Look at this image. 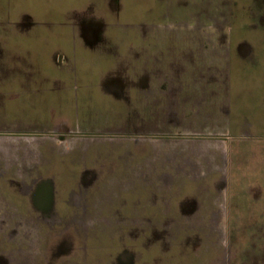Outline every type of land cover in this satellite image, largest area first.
<instances>
[{"label": "rangeland", "instance_id": "rangeland-1", "mask_svg": "<svg viewBox=\"0 0 264 264\" xmlns=\"http://www.w3.org/2000/svg\"><path fill=\"white\" fill-rule=\"evenodd\" d=\"M226 2L203 0L201 24L188 23L185 31H224ZM127 28L123 27L122 31H128ZM157 30L162 31V28L154 31ZM164 31L180 32L178 25ZM123 37L128 35L123 34ZM104 47L111 48L110 54L117 50L116 56H107L106 60L109 66L120 65L122 77L128 78L131 68L128 39H113ZM170 48L166 57L161 56L160 50L154 51V62L159 60L161 64L163 58L168 67L177 64L172 60L176 58L180 64L181 57L172 54L175 49ZM199 51L194 55L200 54L195 58L202 61V70L190 73L189 79H198L201 75L199 78L206 88L212 85L208 88L212 91L217 86V97H208V94L204 95L206 89H201L202 97L198 99L203 101L202 105L192 110L196 114L188 112L186 105L188 116L182 117L180 123L166 120L159 121L158 127H141L152 132L160 128L183 134L171 135L168 147L162 141L153 142L156 149L150 157L153 163L156 164L155 160L169 161V167L165 168L168 176L161 182H139L135 189L136 182L131 183L132 178L137 176L141 181L144 168H136L137 174H134V168L123 165L113 168L115 172L107 175L97 189L85 193L88 185L77 177L81 168L76 164L83 159L81 151L88 142L85 136L64 142L56 141L55 136L9 135L5 140L0 138V159H5V177L11 179L9 185L5 183V198L0 196V264H84L87 256L90 264H238L244 247L245 264H264V137L259 135V126L235 122L244 117L256 119L262 111L264 124V107L259 105L264 86H258L264 82V54L255 53L252 61L241 63L239 72L234 68L231 88L224 91L223 81L228 80L230 74L223 40L203 39ZM192 55L182 58L191 63ZM81 70L78 65L74 71L77 82L70 89L71 94H75V118L68 127L70 132L76 135L116 134L121 138L112 143H131L128 134L135 132L136 127L124 119L130 105L102 98L87 106L82 99V93L87 90L83 83L87 80ZM93 72L88 77L93 86L89 90L97 91L99 71ZM172 75L171 71L170 78ZM186 90L191 93L195 87L187 86ZM197 93L196 90L191 95ZM171 106L179 107L177 104ZM193 115L201 120L194 119ZM48 128L42 124L36 129L45 132ZM89 143L88 157L93 160L97 148ZM71 147L76 151L68 155L67 149ZM103 150L109 152L108 148ZM131 153H134L131 149L123 153L116 148L102 156L111 162L120 156L130 158ZM53 154L77 160L70 169L74 171L75 190L67 203L56 198L52 207L48 198L45 203L49 207L43 209L37 206L39 195L35 193L34 183L38 176L47 174L42 172V167L36 168L35 163L41 159L51 160ZM182 159L193 166L180 167ZM22 179L24 182H20ZM135 190L138 195L148 193L152 197L148 203L154 199L150 202L153 209L145 207V201L141 207L129 203L126 195ZM158 195L164 198L157 199ZM182 196L192 202L191 210L186 213L179 207Z\"/></svg>", "mask_w": 264, "mask_h": 264}, {"label": "flooded vegetation", "instance_id": "flooded-vegetation-1", "mask_svg": "<svg viewBox=\"0 0 264 264\" xmlns=\"http://www.w3.org/2000/svg\"><path fill=\"white\" fill-rule=\"evenodd\" d=\"M115 2V7L113 8L114 20L117 21L121 18L125 19V15L128 14V9L120 7L117 0ZM40 3V0H0V32H2L4 37V47L0 48V138L5 140V136L9 135L43 137L55 136L56 141L64 142L66 140L73 139V137L85 136V139H87L88 142L81 151V156L83 159L81 161L78 160L79 162H76L77 168H81L80 175L77 174V177L79 176L80 181L82 180L84 184L88 185L87 190L85 189V193L92 192L94 189H97L98 185L107 175H109L111 172H115L113 171V168H120L123 165H129L131 168H134V174H137L136 168H144L142 171L143 175L140 179L141 181L137 179V176L135 177V175H133L135 178H132L131 183H137H135V189L138 187L139 182L148 184L154 182V180H156V182L163 181V177L168 176L165 168L169 167V161L166 162L165 160H155L156 164L153 163L154 160L150 159L153 151L156 150L154 148L155 146L153 142L162 141L163 145L165 144V146L168 147L166 144L171 135L181 136L183 134H174L162 131L160 128H156L157 131L152 132L150 130L146 131L141 127H145L146 125L158 127L160 126L157 125L159 121L166 120H171V123H174V121L176 123H180V121H182L181 119H183L182 117L187 118L188 115H186L185 111L186 103H188V112L189 110L192 111L193 107L196 108L198 105H201V100L198 99V97L201 98L202 91L200 84L201 79L199 78L201 75L198 77V79H194V82H197L198 86L195 87V90L193 92L191 91L190 93L189 90H186L187 88L181 87L182 81L180 80L178 59L173 58V63L176 61L177 64L168 66L167 71L165 72V70H163L161 67L160 62H158L159 60L155 63L153 58L150 68L151 70H149L148 73V92L151 93L152 101L155 102V105H157L155 106V109H157L162 100L164 101V110L170 103L169 113L159 110L152 113L151 117L145 119L131 117L129 111V113L126 115L127 117L124 119L130 120L131 126L136 127L135 132L128 134V137L131 138V143H112V141H115L116 138H121V135L117 136L116 134H73L68 129L75 118L73 108L75 96L73 98V93L71 94L70 92V89L73 88L71 81L69 80L70 84H68V79L65 82L54 81L53 85L51 86H47V84H42V86L29 84L25 86L24 84L20 82L18 83V81H16L13 82L12 86H8L5 83V45L7 48H10V51L13 53L17 52L16 48H18L20 54H23V52H34L36 55H38L35 56L38 61H40L41 56L44 57V59L47 58L49 53H51L54 50V47L57 46V42L59 43L58 46L61 48V50L72 48L74 51H77L78 48L75 45V41L72 39L76 31L81 35L85 44L96 49L109 44L110 40L102 38V34L106 29L111 28L113 32H116L119 28L121 31L123 27H128L127 30H129V24L119 22L114 24L104 23L101 21L99 22L92 13L93 9L90 7L72 10L66 6H57L58 4L57 2H54V0L49 2V5L46 4L45 6H41ZM226 3L227 20L223 21L222 25L225 30L215 31L219 32L221 35H225L227 39L225 42L227 43V65L230 76L228 80L223 81L224 84L222 87L224 88V91H227L229 86L231 88V84L233 83V79L231 78L233 68L240 67L239 64L233 65L234 59H236L234 57L235 50L238 52L240 57L238 59H246L249 55H255L256 51L251 42H248L247 39L252 40L257 38L260 40L258 47L261 50L260 53L264 54V43L262 44L261 42L264 40V0H227ZM155 19L158 20V18ZM150 28L152 30L162 28L163 31L165 28L167 29L168 26L163 25L162 23H154L150 25ZM178 29L180 32H185V25L179 24ZM126 32L128 33V31H121L122 35ZM156 32L159 31L157 30ZM56 34H59V40L55 39ZM116 34L118 33L116 32ZM241 37H244L243 40L238 41L235 45L234 40H237V38ZM40 38H43V40ZM13 47H15V49ZM161 56H164V54H161ZM62 58V53L57 52V54L53 55L55 64L57 63V67L61 69L59 74L66 75L67 73L64 72V69L66 68L62 67L61 65ZM19 60L21 68L23 62L20 58ZM42 61L44 60L42 59ZM165 61L166 60L162 58L161 63ZM105 62L108 65V61H103V64L106 65ZM78 65L81 66V73L83 76H91L93 72L90 71H93L94 69L85 63L78 62L71 69L67 68V70L75 71L77 70ZM19 70L20 69H18V71ZM171 71L173 75L170 78ZM121 73V67L120 65H117L115 69L109 73L108 77L103 80V87L114 94L112 103L118 102L120 104L121 102L125 104L128 103L130 105V93L133 91V89L135 90L137 84L135 80L131 79V73H129L128 78H123ZM35 83L38 84L39 82ZM208 84H210V82H208ZM205 86L206 85H203L204 88ZM258 86L263 87L264 82H261ZM214 87L215 90L213 89L211 91L209 89V92L211 97L216 98L217 86ZM84 88H86V91H88L89 86H85ZM196 90L198 91V94L195 96L191 95ZM260 93L262 98L259 105L264 107V89L261 90ZM30 98L35 102L31 101L32 103L26 105L24 102ZM82 99L85 101V103H87V106H89L90 102L96 103L100 98H86L82 96ZM41 100L49 102L41 103ZM108 100L111 102L110 97ZM167 100H169V103ZM171 104H177L179 107H177V109L176 107L173 108ZM196 113L197 112L192 111V114ZM193 117L194 119L201 120V118L195 117L194 115ZM209 117L211 118V116ZM227 119H229L230 124L231 121L228 116ZM238 121H243V126H245L244 124L248 126H259V135L264 137L262 111L259 112V115L256 119L252 118L251 120L244 117L235 122ZM42 124L48 125L49 130L42 132L36 129ZM199 124L201 125V122ZM139 127L141 128L140 130H138ZM246 129L251 130L250 127H247ZM195 134L196 133L193 135ZM89 142L93 144L92 146L97 148L94 150L93 154L95 158L93 160L89 159L88 157V147L90 145ZM155 143L160 145L158 142ZM106 148H108L109 152H107V150H103ZM116 148L122 150L123 153L129 152L131 149V151L133 150L134 153H131L130 158H124L120 156L119 159H112L111 162L102 156V154H108L111 150ZM67 150H69L67 153L68 155L70 153L73 154V152L76 151L74 150V147H71ZM52 157L54 158L51 160L41 159L35 163L36 168L42 167V172L47 174L38 176L39 179L34 183L36 186L35 193L39 195L38 197L40 199H38L37 206H42L43 209H46L48 206V203H45L48 198H50L49 206L52 204V207L55 206H53V203L56 198L62 199L65 203H67L68 199H70L71 192L75 190V179L73 178L74 171L70 169L73 168L75 164L74 161L77 160L62 158L63 155L56 156L55 154H53ZM56 157H59L60 159H55ZM142 162H145V164ZM179 166L192 167L193 165L190 161H185L182 159V161L179 163ZM149 167H153L154 169L151 170ZM95 168H99V171H95ZM159 169L163 170L160 171ZM131 170L133 171V169ZM159 172L160 174L162 173V175H160ZM5 178H7L5 177V159H0V196L2 198H5V185H9V181L11 180L9 178L5 180ZM20 182H24V180L22 179ZM77 183H79V181H77ZM126 197H128L129 203L133 202L136 207H141V204L144 203L143 201L147 202L150 198H152L150 195H148V193L146 194V192L142 193V195H138L136 190L129 192V195L127 194ZM159 197L164 198L163 196L158 195L157 199ZM140 200H142L141 203ZM152 201H154V199L150 200V202ZM150 202H147L145 207L153 209V204ZM179 207L183 213H186V211L191 210L192 202L187 199V196H184ZM70 209L72 208H69V210ZM144 215L145 214L142 216ZM145 230L148 231L152 229ZM245 255L246 247H244L241 251V256L238 259L239 261H237L238 264L246 263ZM84 260V264H90L88 256L87 259ZM228 264H231V262Z\"/></svg>", "mask_w": 264, "mask_h": 264}, {"label": "crops", "instance_id": "crops-1", "mask_svg": "<svg viewBox=\"0 0 264 264\" xmlns=\"http://www.w3.org/2000/svg\"><path fill=\"white\" fill-rule=\"evenodd\" d=\"M51 1L52 0H40V4L41 6H45L46 4L49 5V2ZM115 1L116 0H54V2H57L58 4L57 6H66L72 10L90 7L93 9L92 13L95 15L96 20L99 22L101 21L110 24H114L117 22L128 23V33H123L128 35L127 38H125L126 36L123 37L121 33L122 30L120 31V28L116 31L118 32V36L116 32H113V30H111L110 28L106 29L103 32L102 38L106 40L119 38L128 39L129 41V51L131 55V79L135 80L137 84L135 90L133 89V91L130 93L131 117L147 119L151 117L152 113L159 110L169 113V100H167V102L169 103V107L167 106L165 110L163 108V100L160 102L157 109H155V106L157 105H155V102L152 101L151 93L148 92L147 82L149 76L148 73L149 70H151L150 68L153 62L152 53H154V51L158 52L160 50V54L163 55L165 53L164 56L166 57L167 55H169V52L171 50L170 47L172 46V48L175 49L172 50V54H174L175 56L177 54L179 57H181L180 64L178 65V69L180 70V80L182 81L181 87L187 88L188 86L190 88H194L198 86L197 82H194V79H189V74L202 70V61L198 58H195L198 55L200 56V54L198 53L196 56L194 55L196 52L201 50V40H223L224 47L226 49V36L221 35L219 32L202 33L185 31L175 33L174 31L169 32L164 30L156 32L150 28V25L154 23H162L163 25L168 26V28L169 26L171 27L173 25L176 26L179 24H201L200 8L202 7L201 5L203 0H117L120 7L128 9V14L125 15V19L121 18L117 21L114 20L113 11L116 3ZM196 14L198 16L197 18ZM155 18H158V20ZM115 34L117 37H115ZM43 38L40 39L43 40ZM59 38V34H56L55 39L59 40ZM243 38L244 37L237 38L236 41H242ZM3 39V34L2 32H0V48L4 47ZM72 39L73 41H75V45L78 48L77 51H74L72 48L61 50V48L58 46L59 43L57 42V46L54 47V50L49 53L47 58L44 59V57L41 56L40 61H38V59L36 58V56L38 55H36L34 52H23V54H20L18 48H16L17 52L13 53L10 51V48H7V46L5 45V83L8 86H12L13 82L18 81V83L20 82L25 86L29 84L39 86H42V84H47V86H51L53 85L54 81L65 82L68 79L73 85L75 82L74 78L78 77L75 76L73 70H67V68L71 69L75 64L81 62L85 63L88 66H91L94 70L99 71V79L96 82L98 85L95 86L98 87L97 91H89V89L93 86L88 82L89 76H83L85 81L87 80L85 84L83 83V87L89 86V88L88 91L82 93V96L86 98L94 97L100 99H108L110 97L111 102H113L114 94L103 87V80L108 77L109 73L113 71L116 66L115 64L113 66H109L107 64L105 65L103 64V61L106 60L107 56L114 57L115 53L117 54V50L113 51V53L110 54L111 49H108L107 47L105 48L104 46L96 49L91 48L89 47V45L83 42V38L80 34H78L77 31L74 33ZM247 40L248 42H250V39ZM169 41H171V43ZM197 41L199 42V44L196 43ZM186 45L188 46L187 48ZM176 47L178 49H176ZM215 47H217V43ZM13 48L15 49V47ZM57 52L62 53L63 58L61 65L62 67L66 68L64 69V72L67 73L66 75L59 74V71L61 69L57 67V63L55 64V61L53 59V55L57 54ZM187 55H192L194 59L193 62H186L185 58H182L186 57ZM234 55L236 59H234L233 64H239L240 66L241 63H249L255 56L252 54L249 55L246 59H238L240 57L236 50L234 52ZM19 58L23 62L21 68ZM96 58H98L99 60H97ZM42 59L44 61H42ZM167 65L168 64L164 62L161 63V67L163 68V70H165V72L168 68ZM18 69L20 70L18 71ZM35 82L39 83L37 84ZM200 84L202 89H206L204 91V95L208 94V97H210L211 95L210 92H208V88H210L212 85L208 86V88H204L202 80ZM201 93H203V91H201ZM74 96L75 95L73 94L72 97L74 98ZM31 101L35 102L30 98L24 103L26 105H29L30 103H32ZM40 102L48 103L49 101L41 100ZM202 102L203 101H201V105ZM186 105H188V103H186ZM194 109L196 108L193 107V110ZM166 145H168V143Z\"/></svg>", "mask_w": 264, "mask_h": 264}, {"label": "trees", "instance_id": "trees-1", "mask_svg": "<svg viewBox=\"0 0 264 264\" xmlns=\"http://www.w3.org/2000/svg\"><path fill=\"white\" fill-rule=\"evenodd\" d=\"M261 42H262V44H263V43H264V40H262ZM251 44H252V46L254 47L256 53H258V54H262V53H260L261 50L258 48V47H259V44H260V40H258L257 38H254V39H252ZM260 47H261V46H260ZM261 48H262V47H261ZM262 55H263V54H262ZM236 69H239V70H237L238 72L241 70L240 67H239V68H236ZM229 234L231 235V237L234 236V234L232 235L231 232H229ZM230 240H231V239H230ZM240 259H241V258H240ZM240 261H241V260H240Z\"/></svg>", "mask_w": 264, "mask_h": 264}]
</instances>
